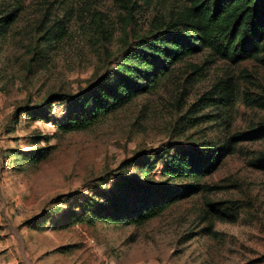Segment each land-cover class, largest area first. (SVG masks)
<instances>
[{"label": "rangeland", "instance_id": "obj_1", "mask_svg": "<svg viewBox=\"0 0 264 264\" xmlns=\"http://www.w3.org/2000/svg\"><path fill=\"white\" fill-rule=\"evenodd\" d=\"M187 6L0 0V18L17 13L0 38V264H264V170L252 165L264 154V136L233 142L213 174L197 182L198 194L142 225L72 222L69 214L89 199L105 200L119 176L140 174L130 165L139 155H153L144 180L161 183L159 158L174 143L222 147L242 133L264 135V52L239 64L210 50L188 56L150 92L82 131L58 132L53 121L63 119L66 101L53 103L52 122L22 113L87 91ZM221 80L230 83V105L198 111ZM205 115L211 119L195 122ZM38 148L49 149L38 163L20 155Z\"/></svg>", "mask_w": 264, "mask_h": 264}, {"label": "trees", "instance_id": "obj_2", "mask_svg": "<svg viewBox=\"0 0 264 264\" xmlns=\"http://www.w3.org/2000/svg\"><path fill=\"white\" fill-rule=\"evenodd\" d=\"M187 2L188 6L180 13L176 23L128 48L117 69L90 89L79 95L53 96L45 103L27 106L22 113H27L30 120L52 122L53 103L66 101L69 105L63 119L60 122L53 121L58 132L67 134L82 131L102 117L132 103L138 96L150 92L171 66L188 56L210 50L215 59L239 64L258 59L264 52V0ZM16 14L14 11L0 18V38L14 23ZM229 88L230 83L221 80L215 85L214 91L200 100L204 103L198 111L221 105L226 110L232 101ZM205 119H211V116L197 117L195 122ZM263 136L256 131L242 133L232 137L222 147L207 143H174L159 158L163 161L160 175L166 178L161 183L144 180V175L150 174L155 165L149 163L153 155H148L143 159L149 158L145 161H140L139 155L130 165L138 169L140 174L119 176L114 186L107 189L105 200L89 199L87 203L79 205L82 210L80 213L75 210L70 212L72 222H82L87 218L92 222L113 225H142L158 217L173 204L198 194L200 186L197 182L213 174L218 162L234 148L233 142L257 140ZM43 139L50 140L46 137ZM48 154V148L20 151L23 159L30 163H38ZM252 165L264 170V154L255 159Z\"/></svg>", "mask_w": 264, "mask_h": 264}]
</instances>
